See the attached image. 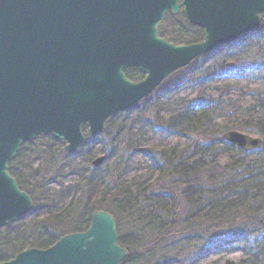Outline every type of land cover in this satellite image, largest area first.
Returning <instances> with one entry per match:
<instances>
[{"label":"trees","instance_id":"obj_1","mask_svg":"<svg viewBox=\"0 0 264 264\" xmlns=\"http://www.w3.org/2000/svg\"><path fill=\"white\" fill-rule=\"evenodd\" d=\"M261 18L258 29L223 48L225 58L195 59L165 80L163 92L109 118L100 136L85 133L74 155L50 135L22 144L8 171L31 196L33 210L13 223L20 225L15 233L0 235V261L84 231L92 212L105 210L115 219L117 243L128 250L121 264H196L224 245L240 247L243 258L222 264H264V92L242 113L223 112L215 96L197 95L175 110L167 100L199 72L223 82L264 67V12ZM159 35L176 44L203 38L182 13H168ZM124 72L134 81L143 77L137 68ZM230 130L259 136L261 147L238 149L222 139ZM148 133L177 141L145 146ZM137 154L149 169L130 178L129 161ZM97 156L106 160L94 168Z\"/></svg>","mask_w":264,"mask_h":264},{"label":"water","instance_id":"obj_2","mask_svg":"<svg viewBox=\"0 0 264 264\" xmlns=\"http://www.w3.org/2000/svg\"><path fill=\"white\" fill-rule=\"evenodd\" d=\"M203 30L200 42L159 37L169 11ZM264 0H0V229L29 214L31 196L8 172L22 144L39 135L75 154L83 129L95 138L195 58L259 28ZM138 68L143 78L126 77ZM222 139L250 151L259 137L227 131ZM105 160L100 156L93 167ZM111 213L95 210L88 227L47 248H26L0 264H121Z\"/></svg>","mask_w":264,"mask_h":264},{"label":"rangeland","instance_id":"obj_3","mask_svg":"<svg viewBox=\"0 0 264 264\" xmlns=\"http://www.w3.org/2000/svg\"><path fill=\"white\" fill-rule=\"evenodd\" d=\"M222 55H219L221 54ZM220 57L225 58V50H221L217 53ZM209 72V78L203 77L199 72V78L196 81L182 84L179 87H175L171 90V99L168 100L169 109L175 110L181 106L185 101L195 98L197 95H209L215 96L223 107V112L227 111L233 113L237 111L242 113V110L247 109V106H251L258 100V95L264 92V67H257L250 73L241 74L233 78H227L220 81L213 79L211 71ZM168 86L165 81L158 91L163 92ZM144 132V130H143ZM177 141L174 137H161L158 133H148L144 145L151 146L154 144L168 145L174 144ZM228 156H224L222 160L225 162ZM149 161L142 155L137 154L131 157L129 161L130 166V178L143 177L149 167ZM73 175L66 177V183L72 179ZM20 225L11 224L0 230V235L5 233L13 234L16 232ZM243 258V252L237 245H224L220 246L213 251H209L205 257L198 260L196 264H222L225 261H238ZM195 264V263H194Z\"/></svg>","mask_w":264,"mask_h":264}]
</instances>
